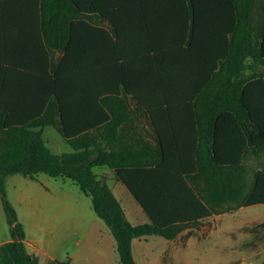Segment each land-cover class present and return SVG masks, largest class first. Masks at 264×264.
Returning a JSON list of instances; mask_svg holds the SVG:
<instances>
[{"label":"trees","instance_id":"1","mask_svg":"<svg viewBox=\"0 0 264 264\" xmlns=\"http://www.w3.org/2000/svg\"><path fill=\"white\" fill-rule=\"evenodd\" d=\"M0 1L5 5L13 0ZM34 1L40 4L45 47L64 54L57 63L52 61L53 76L42 79L40 93L49 100H10V88H0V202L13 264H38V260L26 250L23 226L7 198L6 179L12 174L35 179L43 173L74 182L111 231L121 264H136L131 252L135 238L157 235L172 240L212 215L264 205V168L248 185L247 171L238 163L246 142L264 155V81H246L242 72L247 57L264 61V25L259 47L252 36L256 0ZM97 14L100 24L108 20L115 34L134 35L125 40L134 43V54L139 52L147 84L141 95L126 89L152 126L158 113L193 117L198 144L189 154L166 151L161 145L144 152L132 145L108 149L109 136L127 120L130 110L127 100L107 98V93H117L106 87L111 39L93 23ZM95 34L103 35L97 87L91 78ZM15 63L11 52L4 50L0 65ZM33 64L41 65V59ZM226 124L241 148L224 151L221 136ZM46 126L53 127L72 151H50L42 138ZM95 166L114 170L148 222L132 225L127 220L109 187L92 172ZM197 181L203 183L200 189Z\"/></svg>","mask_w":264,"mask_h":264},{"label":"crops","instance_id":"2","mask_svg":"<svg viewBox=\"0 0 264 264\" xmlns=\"http://www.w3.org/2000/svg\"><path fill=\"white\" fill-rule=\"evenodd\" d=\"M155 5L159 6L160 3L156 2ZM142 6L146 7V4ZM127 7H130V3H127ZM40 14V4L34 0H13L5 5L0 1V57H3L4 50L10 51L16 61L12 67L0 65V88H10V100H49V96L46 99L45 94L40 93L43 89L42 79L44 75L45 78L53 76L50 65L52 61L57 63L64 51L51 53L45 47ZM95 16L93 23L105 29L107 38L111 39V42L107 39L110 49L106 54V87L117 93L110 95L109 92L107 98L127 100L130 110L127 120L109 136L111 143L108 149H124L132 145L137 151L144 152L146 147L158 149L161 145L166 151L189 154L198 144L191 114L158 113L154 115L155 128L152 126L149 116L138 107L136 99L126 89L129 86L141 95V88L147 84L144 63L140 55H136L139 52L134 54V43L125 40L134 35L126 32L115 34L108 20H101L100 24L99 15ZM263 25L264 0H256L252 10V36L257 47L261 43ZM102 36L95 34L91 44L94 58L91 78L96 87L99 83ZM40 59L41 65L33 64L34 60ZM45 59L47 65L44 64ZM242 72L246 81L258 78L264 81L263 57H247ZM230 128V124L223 128L221 145L224 151L231 147L241 148L235 137L230 135ZM238 163L246 169V180L250 185L253 174L264 168V155L254 151L246 142L241 148ZM92 172L97 179L106 183L132 225L148 222V217L129 190L116 179L113 169L95 166ZM64 179L68 178L37 175L35 179H30L21 174L6 179L7 197L23 226L26 250L37 256L38 264H121L115 239L106 224L94 213L91 198L81 191L68 193ZM195 186L200 189L203 183L197 181ZM256 206L264 207L262 204L240 206L212 215L201 220L196 227L183 229L172 240L157 235L135 238L131 242L133 259L136 264H197L195 260L200 253L196 249L203 234L210 237L212 231H217L219 237L230 238L235 243L215 242L211 264H264V219L257 217H264V210L248 223L237 219L250 215L245 211ZM245 227L255 228V231H243ZM240 234L242 240L238 241ZM259 247H263L261 252ZM227 252L235 253L228 261L224 257ZM0 264H13L11 239L9 233L1 228Z\"/></svg>","mask_w":264,"mask_h":264},{"label":"rangeland","instance_id":"3","mask_svg":"<svg viewBox=\"0 0 264 264\" xmlns=\"http://www.w3.org/2000/svg\"><path fill=\"white\" fill-rule=\"evenodd\" d=\"M42 138H43V141L45 142L46 146H48V148L53 153L61 154V153H66L70 150V147L65 143V141L61 138V136L57 133V131L51 126L44 128ZM12 175H14V174H12ZM37 175L40 177H47V175H45L43 173H38ZM57 179L58 178H56L55 180H57ZM64 180L66 181V183H65L66 189L65 190L68 193H81L76 184L72 183L69 179H64ZM57 182H61V181H57ZM263 208L264 207H262V206H256L254 208L248 209L247 211H245V213H249V214L251 213L250 215L243 216V217L239 216L237 219L239 221L240 220L243 221L244 223L245 222L248 223L251 221V219L256 218V215H258V212L264 210ZM257 217H258V219H264L263 216H257ZM0 228L3 229L4 232L9 233L8 224L6 222V217H5V213L3 211L1 202H0ZM203 235H204V237L200 239L199 248L196 249V251L200 253V255H198L196 257V260H195L197 264H211L213 262L211 257L213 255L212 249H213V244L215 242H217V243L218 242H226L230 245L235 243V241L230 239V238L219 237L217 231H212V234L210 235V237H207L205 234H203ZM241 240H242V235L240 234L238 236V241H241ZM259 248H260L259 252H261L263 250V247H259ZM234 256H235L234 252H227L224 254V257L226 258L227 261L229 259L233 258Z\"/></svg>","mask_w":264,"mask_h":264},{"label":"built area","instance_id":"4","mask_svg":"<svg viewBox=\"0 0 264 264\" xmlns=\"http://www.w3.org/2000/svg\"><path fill=\"white\" fill-rule=\"evenodd\" d=\"M244 264H247V263H244Z\"/></svg>","mask_w":264,"mask_h":264}]
</instances>
